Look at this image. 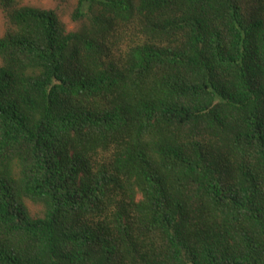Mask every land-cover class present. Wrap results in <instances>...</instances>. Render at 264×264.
Segmentation results:
<instances>
[{
	"label": "trees",
	"instance_id": "16d2710c",
	"mask_svg": "<svg viewBox=\"0 0 264 264\" xmlns=\"http://www.w3.org/2000/svg\"><path fill=\"white\" fill-rule=\"evenodd\" d=\"M0 11V264H264V0Z\"/></svg>",
	"mask_w": 264,
	"mask_h": 264
},
{
	"label": "rangeland",
	"instance_id": "374dc122",
	"mask_svg": "<svg viewBox=\"0 0 264 264\" xmlns=\"http://www.w3.org/2000/svg\"><path fill=\"white\" fill-rule=\"evenodd\" d=\"M76 0H68L63 6L59 7L56 0H21V4L27 6H33L41 9H52L58 8V11L61 14L62 21L65 23L67 29H72L74 24L69 20L70 10L75 6ZM5 29V22L0 11V36H2ZM29 211L32 216H41L42 208L39 205L27 203Z\"/></svg>",
	"mask_w": 264,
	"mask_h": 264
}]
</instances>
